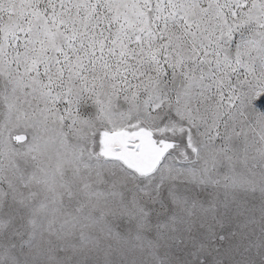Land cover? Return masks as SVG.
<instances>
[{"label":"snow or ice","instance_id":"snow-or-ice-1","mask_svg":"<svg viewBox=\"0 0 264 264\" xmlns=\"http://www.w3.org/2000/svg\"><path fill=\"white\" fill-rule=\"evenodd\" d=\"M0 264H264V0H0Z\"/></svg>","mask_w":264,"mask_h":264}]
</instances>
